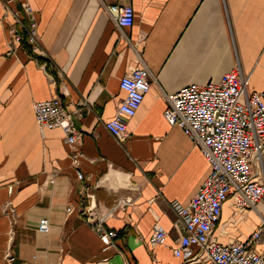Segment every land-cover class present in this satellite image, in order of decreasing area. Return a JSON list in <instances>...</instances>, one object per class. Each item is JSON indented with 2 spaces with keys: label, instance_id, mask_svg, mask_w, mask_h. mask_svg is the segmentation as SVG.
Segmentation results:
<instances>
[{
  "label": "crops",
  "instance_id": "obj_1",
  "mask_svg": "<svg viewBox=\"0 0 264 264\" xmlns=\"http://www.w3.org/2000/svg\"><path fill=\"white\" fill-rule=\"evenodd\" d=\"M2 1L0 264H206L197 245L192 258L173 253L183 235L174 206L188 204L210 165L165 120L164 95L219 82L235 69L248 78V93L264 91V0H15L9 10ZM25 3L36 22L37 53L25 41L11 46L10 29L20 31L14 11L26 21ZM111 4L133 8L130 27L116 25L106 10ZM141 66L152 76L150 88L127 124L128 136L117 140L103 122L125 96L122 76ZM53 96L82 132L77 167L62 130L40 131L36 124L33 102ZM255 169H264V151ZM121 198L133 202L115 207ZM80 203L95 217L111 211L104 225L118 234L113 246L103 249ZM44 217L47 233L38 229ZM154 225L168 232L165 244L149 242ZM258 228L254 250L262 253L264 196L242 209L230 196L212 237L243 242Z\"/></svg>",
  "mask_w": 264,
  "mask_h": 264
},
{
  "label": "built area",
  "instance_id": "obj_2",
  "mask_svg": "<svg viewBox=\"0 0 264 264\" xmlns=\"http://www.w3.org/2000/svg\"><path fill=\"white\" fill-rule=\"evenodd\" d=\"M6 10L15 0H3ZM119 28L130 27L134 11L130 5L111 4L106 6ZM26 21L14 11L20 31L10 29L11 46L25 41L37 53L40 45L37 40L36 22L31 18L32 9L28 4L23 7ZM11 51V50H10ZM152 76L145 66L125 73L119 87L125 96L115 108L113 116L104 121L106 130L117 140L128 136L127 124L136 114L145 94L148 92ZM248 78L240 70L225 72L219 82L193 84L165 94L167 108L165 120L178 126L199 149L210 165V171L186 206L175 204L178 222L183 235L179 246L173 249L176 257H194L191 247L197 245L206 264H264V250L255 252V244L261 236L258 228L243 242L222 244L212 237L219 221L222 205L232 196L237 208H253L264 196V169L261 174L255 164L260 162L264 151V91L247 92ZM36 124L40 131L46 128H60L65 143L71 148L73 165L78 166L81 155L79 142L82 132L75 126L72 114L65 109L59 96L36 101L32 104ZM77 178L86 180L85 174L77 170ZM261 176V181L257 178ZM52 182V181H51ZM81 196L88 197L83 190ZM131 198L119 199L115 207L132 204ZM72 210L71 206L66 212ZM79 214L96 232L103 249L114 245L117 232L105 227V219L111 211L95 217L93 212L80 203ZM41 232L49 231V220L41 218L38 223ZM168 232L160 225H154L150 243L165 244ZM9 262L13 256L6 254Z\"/></svg>",
  "mask_w": 264,
  "mask_h": 264
}]
</instances>
